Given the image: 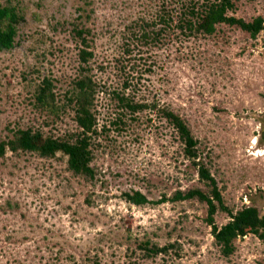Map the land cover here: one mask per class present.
Segmentation results:
<instances>
[{
    "label": "rangeland",
    "instance_id": "obj_1",
    "mask_svg": "<svg viewBox=\"0 0 264 264\" xmlns=\"http://www.w3.org/2000/svg\"><path fill=\"white\" fill-rule=\"evenodd\" d=\"M12 2L23 21L13 49L0 51V139L31 127L75 140L81 129L71 107L49 114L33 93L49 78L66 100L82 48L76 27L89 30L85 67L96 84L97 125L87 134L90 179L73 176L61 152L7 150L0 159V264H264L263 240L238 237L224 257L205 223L206 204L172 201L179 190L210 188L163 115L185 121L197 141L195 161L209 169L225 206L264 216V32L251 38L220 25L210 37L172 36L147 47L127 29L155 12L157 0ZM229 15L264 19V0H236ZM114 91L147 107L123 115ZM136 191L149 203L125 202ZM214 221L220 227L229 216L218 210ZM152 245L169 248L154 254Z\"/></svg>",
    "mask_w": 264,
    "mask_h": 264
},
{
    "label": "trees",
    "instance_id": "obj_2",
    "mask_svg": "<svg viewBox=\"0 0 264 264\" xmlns=\"http://www.w3.org/2000/svg\"><path fill=\"white\" fill-rule=\"evenodd\" d=\"M156 10L149 16L138 17L127 29L128 32L139 41L142 46H158L164 38L174 39H195L210 37L217 31V26L227 25L237 27L247 33L251 38H255L260 32H264V19L257 17L250 22L229 15L235 7L236 0H157ZM19 5L12 0L0 2V51L13 49L16 42L18 28L23 21V16L19 10ZM58 25V24H57ZM134 25V26H133ZM89 30L75 28L77 43L82 47L78 50L79 67L78 74L73 81V87L65 94L63 99L53 92L52 80L44 78L37 83L34 88L33 98L35 106L49 114L56 115L58 110H64L68 106L74 113V121L80 128V132H75L73 141L45 136L41 131L34 128H17L9 130V135L4 140L0 139V159L9 150L12 154L18 152L34 153L41 158H51L56 152H61L67 156V168L73 176L91 178L92 170L89 168L91 152L89 150V137L96 131V119L93 112L96 96V84L88 74L86 66L90 53L85 49L89 48L87 35ZM124 88H127L125 84ZM115 100L119 103L121 113L123 109L132 115H136L147 106L113 92ZM125 102V103H124ZM164 118L171 125L183 147L184 156L191 159L197 168L198 180L205 183L210 188L209 194L204 193L199 188L190 189L186 192L177 191L172 201H184L196 199L207 206L205 223L211 228V236L215 245L220 248V253L224 257H229L235 251L234 241L238 237L252 234L259 240L264 241V216L260 214L256 207H244L233 213L224 204L223 197L209 169L197 159V141L191 134L185 121L177 114L163 111ZM121 120H119L120 122ZM115 123V122H114ZM73 138V139H74ZM264 142V139L262 140ZM125 202L135 206L148 204V199L136 191L125 193ZM165 198L162 202H165ZM220 210L229 216V221L218 227L215 224L214 216ZM146 242L145 246H148ZM169 246L158 248L152 245L150 252L167 253Z\"/></svg>",
    "mask_w": 264,
    "mask_h": 264
},
{
    "label": "bare ground",
    "instance_id": "obj_3",
    "mask_svg": "<svg viewBox=\"0 0 264 264\" xmlns=\"http://www.w3.org/2000/svg\"><path fill=\"white\" fill-rule=\"evenodd\" d=\"M254 143V142H253Z\"/></svg>",
    "mask_w": 264,
    "mask_h": 264
}]
</instances>
